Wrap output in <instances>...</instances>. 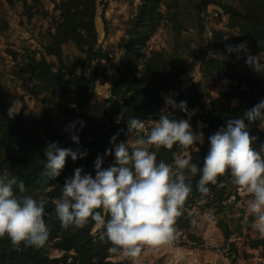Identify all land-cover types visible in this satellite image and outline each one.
Listing matches in <instances>:
<instances>
[{
    "label": "trees",
    "instance_id": "1",
    "mask_svg": "<svg viewBox=\"0 0 264 264\" xmlns=\"http://www.w3.org/2000/svg\"><path fill=\"white\" fill-rule=\"evenodd\" d=\"M196 1L198 0L140 1L136 13L125 22L126 35L119 44L122 47L120 64L101 118L90 115L85 110L101 76L102 61L112 51L98 43L99 35L95 24L98 1L56 2L55 9L58 14L51 15L50 23L43 32L47 37L43 44L44 50L39 56L36 50L28 51L19 71L32 81L33 85L28 88L31 94L53 105L66 119L76 123L70 133L65 130L67 126L60 130L52 118L43 113L25 116L18 112L13 118H8L9 108L3 101L0 86V174L15 175L18 180L24 181L25 194L47 201L43 218L49 226L48 239L39 248L26 247L23 243L19 247H13L7 235L0 237V264H119L110 259V243L106 239L101 241L99 234L94 236L93 221L90 220L83 228H61L52 201L61 195L65 177L71 176L73 170L81 166L83 171L94 176V160L97 154L103 156L105 149L112 147L110 137L118 133L115 142L128 139L129 117L143 121L159 120L163 112L170 119L188 118L178 107L170 111L163 110L162 93L170 89L178 93L177 105L183 100L189 109L195 110L189 123L194 131L203 132L205 141L203 145H197L199 151H194L191 147L181 150L176 144L172 149L161 147L157 160H164L170 165L173 151L178 154L188 151L192 162L199 166L207 152V137L223 126L227 119L242 116L244 110L264 99V0H202L220 5L228 14L230 30H213L208 39L202 37L206 18L201 14V7H198ZM7 2L13 5L15 0ZM99 3L105 9L106 2L101 0ZM25 12L29 19L37 12H42L43 15L49 13L44 10L41 0H30L26 4ZM165 17L171 21L174 29L170 48L145 51L148 40ZM184 25L197 26L199 41L195 46L191 41L182 38L181 29ZM7 28V21L0 18V33ZM68 43H73L78 53L66 54L63 45ZM240 43L245 44V49L241 50V66L221 54V50ZM13 53L16 55V52ZM246 53H260L262 72L245 64ZM47 55L54 56L55 59L49 60ZM197 64L201 80L183 88L182 74ZM223 78L230 79L228 89L221 96L214 97L210 89ZM40 93L46 95L39 97ZM205 99L209 100V107H205ZM234 99L238 101L237 104L232 103ZM258 123L253 122L249 130L250 134L257 136L252 147L261 151L264 130L257 126ZM72 133L78 135V144L70 139ZM144 135L141 132L137 138ZM52 141L57 142L59 147L87 150L83 158L78 156L75 161L66 157L60 175L54 179L42 174L44 148ZM112 163L114 159L109 154L103 157L101 166L106 168ZM198 178L199 173L191 177L192 191L184 202L181 214L175 220V234L186 233V237L180 239V245H203L202 237L194 231L195 223L192 221H195V216L189 209L197 199L207 198L215 205L217 213H224L218 225L227 242L226 254L232 264H243L238 260L240 253L236 242L230 240L232 228L228 224L229 213L226 211L230 207L226 201L232 195L239 196V187L232 182L226 170L223 176H218V183L223 181L222 186L209 184V193L202 196L196 190ZM101 214L107 219L105 212L101 211ZM250 246L260 250L262 260L259 264H264V237L252 239ZM50 248L62 253L51 256ZM242 256L248 259L249 252L244 251Z\"/></svg>",
    "mask_w": 264,
    "mask_h": 264
},
{
    "label": "clouds",
    "instance_id": "2",
    "mask_svg": "<svg viewBox=\"0 0 264 264\" xmlns=\"http://www.w3.org/2000/svg\"><path fill=\"white\" fill-rule=\"evenodd\" d=\"M242 49L244 43L228 46L230 52L239 53ZM261 59L260 53H246L245 64L262 72ZM166 104L178 107L188 118L170 119L162 112L143 137L115 142L118 133L113 134L112 147L106 148L103 156L97 154L94 160V176L81 166L65 177L61 195L52 201L61 228H83L91 220L99 230L100 240L110 243L112 253L120 258L135 257L144 245H158L175 238V220L192 191V176L199 173L196 190L204 196L209 193V184L222 186L218 176L227 170L232 182L251 196L248 204V212L254 218L251 227L264 237V143L260 145L261 151L254 149L252 144L257 136L249 130L257 121V126L264 130V99L244 110L242 116L227 119L207 137V152L199 166L192 162L187 151L182 155L173 151L171 165L157 160L161 147L172 149L176 144L181 150L191 147L199 151L197 145L205 142L203 132L194 131L189 123L195 110L189 109L186 101L177 105L166 98ZM15 113L10 107L7 117L13 118ZM75 123L69 122L65 130L71 133ZM80 126L83 127L82 120ZM127 130L138 135L145 130V122L129 117ZM70 139L79 143L75 133ZM86 154V149L59 147L52 141L44 148L42 174L54 179L60 175L66 157L75 161ZM109 154L114 163L104 168L103 157ZM25 192L23 180L0 174V237L7 235L13 247L23 243L39 248L49 236V226L43 218L47 201ZM101 211L107 214V219Z\"/></svg>",
    "mask_w": 264,
    "mask_h": 264
},
{
    "label": "rangeland",
    "instance_id": "3",
    "mask_svg": "<svg viewBox=\"0 0 264 264\" xmlns=\"http://www.w3.org/2000/svg\"><path fill=\"white\" fill-rule=\"evenodd\" d=\"M44 10L48 15L37 12L31 19L28 18L25 10L26 4L30 0H15L13 5L7 0H0V18H4L8 23V28L0 33V86L3 95V101L8 108L16 113L21 112L25 116L30 114L43 113L52 118L60 130H64L69 124V120L64 114L59 113L53 105L46 101L37 99L28 90L33 85L32 81L24 77L19 71L22 62L25 60L28 51L36 50L37 56L42 52L43 44L46 42L44 35L45 28L50 23L51 15H57L55 4L58 0H41ZM97 10L95 24L98 31V43L103 48H108L111 54L102 61L100 71L101 76L96 82V87L92 99L85 110L97 118L103 116V111L107 107V98L110 95V87L117 73L120 64V55L122 47L120 42L125 34V22L131 18L137 11V6L141 0H103L106 2L105 9L97 0ZM227 1V0H226ZM198 7H201V14L205 16V30L202 37L208 39L213 30H230L228 28V14L222 7L215 3H205L202 0L196 1ZM164 10V6L162 7ZM195 11V10H193ZM233 30V29H231ZM235 30V29H234ZM174 29L170 20L165 17L161 20L157 31L147 42L145 51L151 49H169ZM182 38L191 41L195 46L199 41L197 26L188 25L181 29ZM66 54L73 55L78 53V49L73 43L63 45ZM13 52H16L14 55ZM221 54L227 57L236 65H243V54L230 52L228 49L221 50ZM47 59H55L54 56L47 55ZM185 60H188L186 56ZM199 64L182 74L183 88L188 87L192 82L201 80ZM230 79L223 78L218 84L210 89L214 97L221 96L228 89ZM46 93H40L39 97H44ZM164 98L163 110L173 109L171 104H166V98H171L177 104V91L170 89L162 93ZM233 104L238 101L234 99ZM209 100L205 99V107H209ZM157 120H148L145 122L144 134ZM137 134H129L128 139L134 141ZM184 151L179 154H183ZM188 152V151H187ZM189 154V152H188ZM239 196L232 195L226 202L230 207L226 210L228 214V224L232 228L230 240L236 242L240 256L238 260L243 263L259 264L262 260L260 250L252 248L250 241L261 235L254 230L250 224L253 217L248 212V204L251 196L243 189L238 188ZM215 205L207 198H199L192 204L189 212L195 216V228L203 239L202 246L180 245L181 238L186 237V233L179 232L175 234L172 241L164 242L158 245H144L135 257L120 258L112 253L110 259L119 262V264H232L226 254L227 242L218 221L224 213H217ZM94 236L99 234V230L94 226L92 230ZM244 251L249 252L248 259L242 256ZM62 252L54 248L49 249L51 256L60 255Z\"/></svg>",
    "mask_w": 264,
    "mask_h": 264
}]
</instances>
